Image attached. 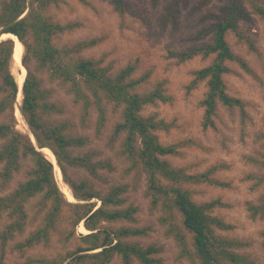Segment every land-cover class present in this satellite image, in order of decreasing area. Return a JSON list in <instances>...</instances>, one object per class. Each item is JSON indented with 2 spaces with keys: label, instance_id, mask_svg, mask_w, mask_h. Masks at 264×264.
Here are the masks:
<instances>
[{
  "label": "trees",
  "instance_id": "16d2710c",
  "mask_svg": "<svg viewBox=\"0 0 264 264\" xmlns=\"http://www.w3.org/2000/svg\"><path fill=\"white\" fill-rule=\"evenodd\" d=\"M78 1L84 3V0ZM188 1L168 0L161 23H175ZM64 2L66 0H0V194L14 176L22 174L24 177L8 194L0 195V222L5 221L0 230V264H5L9 242L16 235H22L29 220L32 221L29 207L34 209L33 220L37 224L21 242L14 244L15 253L24 258L18 264H113L115 257L121 264H161L157 257L159 248L142 246L134 240L145 237L147 228L102 227L103 223L135 222L136 209L133 206L123 208L125 185H110L105 192H100L90 180L69 177L70 170L79 169L99 179V170L112 171L114 168L109 161H94L89 153H76V148H81L84 141L69 133L64 122L52 119L61 109L50 101L49 93L43 89L37 74L42 71L49 80L58 81L66 88L73 103L81 105L83 117L91 106L97 110L101 122L107 107L118 115L112 136L114 139L121 137V142L115 156L126 165V173L139 165L142 168L152 204L162 203L160 222L166 227L165 235L171 237L178 248L179 257L198 264H254L249 255L237 251L241 243L221 234L232 229L215 214L216 209L225 207L221 199L201 203L193 200L196 191L191 186L229 187L227 182L214 178L217 168L211 166L200 174H188L187 167H174L165 159L179 156L181 143L162 145L157 132H167L170 125L155 114H143L146 107L171 100L165 94L163 82L157 81L147 89L148 73L134 77L138 69L136 64H127L112 75L94 59L82 57L84 50L97 44L95 38L58 47L57 38L74 30L77 24L55 21L46 16V12L50 8L57 9ZM206 2L199 0L194 8L205 6ZM111 3L120 17L128 11L125 0H111ZM248 11L264 22V1L223 0L218 12L209 13L207 25L197 33L198 39L209 37L208 41L185 51H168V58L177 64L197 56L203 60L210 58L206 66L192 73L188 85V89H193L204 83L205 92L199 101L204 130L214 129L219 105L238 110L243 121L247 118L244 103L227 94L223 77L230 72L227 62L245 67L232 52L226 36L228 32H238L239 22L248 19ZM3 34L14 35L24 49L21 63L26 74L19 90L11 72L14 41L2 39ZM246 41L253 50L251 40L246 38ZM20 90L19 113L28 127V134L16 129L13 115ZM257 137L263 141L261 148L264 149V131ZM44 149L53 155L77 202L67 201L61 193L54 164L43 154ZM246 161L258 173L248 174L243 180L250 182L252 190L264 188V153L246 157ZM247 210L251 219L264 218V195L257 203L249 204ZM80 224L88 233L79 234L81 244L74 245L71 239ZM55 235L59 236L61 249L70 244L72 248L64 253L55 251L49 256L27 254L39 245L49 246ZM262 237L264 259V231Z\"/></svg>",
  "mask_w": 264,
  "mask_h": 264
},
{
  "label": "rangeland",
  "instance_id": "374dc122",
  "mask_svg": "<svg viewBox=\"0 0 264 264\" xmlns=\"http://www.w3.org/2000/svg\"><path fill=\"white\" fill-rule=\"evenodd\" d=\"M167 1L125 0L128 11L120 17L114 12L111 0H84V3L66 0L57 9L50 8L46 16L61 23L77 24L74 30L57 38L58 47L95 38L98 40L97 44L84 50L82 57L94 59L112 75L127 64H136L138 69L134 77L148 73L147 89L157 81L163 82L165 94L171 100L150 105L143 114H155L158 119L170 125L167 132H157L162 145L181 143L178 147L180 155L165 159L174 167H187L188 174H200L211 166L217 168L214 178L227 182L229 187L215 188L204 184L191 186L196 191L193 200L201 203L221 199L225 207L216 209L215 214L232 226L230 231L221 234L241 243L242 246L237 251L249 255L254 264H263L264 218H249L247 209L249 204L257 203L259 197L264 195V188L252 190L250 182L243 178L248 174L258 173L247 163L246 157H257L259 152L264 153L261 148L263 141L257 137L258 133L264 131V22L248 11V19L239 22L238 32H228L226 36L232 52L245 63V67L235 62L226 63L230 69L223 77L226 91L228 95L239 98L244 103L247 118L243 121L238 110L219 105L214 117V129L204 130L201 126L203 110L199 106L205 92L204 83H199L193 89H188V85L193 78L192 73L206 66L210 58L203 60L197 56L177 64L175 60L168 58V51H185L208 41L209 37L198 39L197 33L207 25V15L218 12L223 0H207L206 5L199 9L194 8L199 0H189L186 7L180 10L175 23L167 22L163 25L161 21ZM246 38L253 43V50L249 48ZM30 66L33 68L34 64L31 63ZM21 67L25 69L22 64ZM18 70L20 67L12 59L11 72L14 77ZM37 74L43 89L50 95V101L61 109V113L54 115L52 119L64 122L69 133L84 141L81 148H76V153H89L94 161H109L114 168L112 171L99 170V179L79 169L70 170L69 177L74 180L80 177L90 180L100 192H105L110 185H125L127 189L123 195V208L133 206L136 209L134 223H103L102 227H145L148 229L147 235L134 240L142 246L155 245L159 248L157 257L161 264H198L191 259L179 257L173 239L165 235L166 227L160 222L162 203L158 201L152 204V197L147 192L146 175L140 165L126 173V165L115 156L121 142V137L114 139L112 136L118 115L107 107L105 119L101 122L97 110L91 106L87 116L83 117L81 105L73 103L65 87L58 81L49 80L43 71ZM20 104L21 102L17 109ZM16 107L17 99L13 108L16 129L28 134L24 119L21 115L16 117ZM190 140L193 142H188ZM56 170L54 165L61 193L64 195L62 189L68 188L73 196L62 175L61 179L58 178ZM23 179L22 174L14 176L0 195L8 194ZM64 197L66 199L65 195ZM72 200L69 202H77L74 196ZM94 202L98 205L96 200ZM28 213L32 221L29 220L22 235H16L9 242L5 264L24 261L13 247L37 224L33 220L34 209L29 207ZM4 224V220L0 222V230ZM81 226L80 224L76 228L75 236L71 239L74 245L81 244L79 234L88 233ZM58 237L55 235L49 246L39 245L27 254L49 256L55 251L64 253L72 248L70 244L66 249H61ZM113 264H121L118 257L114 258Z\"/></svg>",
  "mask_w": 264,
  "mask_h": 264
},
{
  "label": "bare ground",
  "instance_id": "6f19581e",
  "mask_svg": "<svg viewBox=\"0 0 264 264\" xmlns=\"http://www.w3.org/2000/svg\"><path fill=\"white\" fill-rule=\"evenodd\" d=\"M6 38L7 39L10 38L14 41L12 59L15 61L16 65L18 67H20V70H18L16 77H15L17 84H18V90H19V88H21V86H22V82H23V79H24L25 74H26V70L21 67V64H22L21 63V56L23 53V46L20 43V41H18V39H16V37L12 34H3L2 39H6ZM21 95H22V92L20 90V93L18 94V97H17V107L15 110V114H16L17 118L20 117L19 109H17V108H18V104L21 102V98H22ZM43 151H44V153H46L48 159L55 165V168L57 169L56 171L58 174V178L61 179V172L59 171V169H58V167H57V165L53 159L51 152L48 149H44ZM64 189H62V190H63L64 195L66 196V199L68 201H71L73 199V196L71 195L69 189L68 188L66 190H64ZM81 229H83V226H81Z\"/></svg>",
  "mask_w": 264,
  "mask_h": 264
},
{
  "label": "water",
  "instance_id": "95a60500",
  "mask_svg": "<svg viewBox=\"0 0 264 264\" xmlns=\"http://www.w3.org/2000/svg\"><path fill=\"white\" fill-rule=\"evenodd\" d=\"M17 39V38H16ZM53 159H54V157H53ZM54 161H55V159H54ZM51 162V161H50ZM52 163V162H51ZM59 169V168H58Z\"/></svg>",
  "mask_w": 264,
  "mask_h": 264
}]
</instances>
